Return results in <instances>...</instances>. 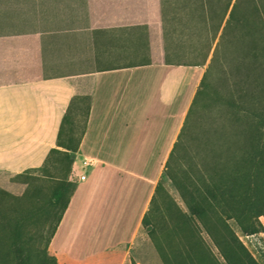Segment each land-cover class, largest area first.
<instances>
[{
  "label": "crops",
  "instance_id": "crops-1",
  "mask_svg": "<svg viewBox=\"0 0 264 264\" xmlns=\"http://www.w3.org/2000/svg\"><path fill=\"white\" fill-rule=\"evenodd\" d=\"M168 2L0 0L4 200L27 191L14 178L67 152L66 116L75 134L85 126L69 152L77 188L48 247L58 264H114L142 229L205 73L166 63Z\"/></svg>",
  "mask_w": 264,
  "mask_h": 264
},
{
  "label": "trees",
  "instance_id": "trees-1",
  "mask_svg": "<svg viewBox=\"0 0 264 264\" xmlns=\"http://www.w3.org/2000/svg\"><path fill=\"white\" fill-rule=\"evenodd\" d=\"M255 1L252 0V2ZM212 3L213 0H201L202 16L206 26L212 21ZM220 3L223 8L220 22L215 31L217 34L225 22L220 38V47L231 45V36L236 31L249 37L248 43L242 47L241 65L239 66L244 67L245 73L240 72L241 68H238L237 60L233 55H228L219 68L221 69L220 75L231 90V95L224 98L219 92L213 91L210 80L213 78V68L219 63V53L218 50L216 51L211 64L203 75L163 174L172 182L189 212V216H187L178 210L181 216L180 224L192 218L196 219L226 264H257L227 223L226 217L234 220L245 235L257 234L262 228L258 219L264 216V7L255 5L250 18L249 15L242 13L244 0H220ZM206 59L207 57L203 61L189 63L181 62L169 51L166 55V63L175 66L204 67ZM209 91L214 92L213 105L223 104L233 117L227 124L216 122L208 128L204 127L203 134L197 137L193 134L195 120L191 122V116L199 107L200 100L209 95ZM242 113L248 114L252 119L247 118L246 122L240 124L239 115ZM73 127L69 117L66 116L58 135V146L65 149L66 153L52 150L41 169L28 171L13 179L15 182L28 185L24 197L18 201L28 199L31 208L29 212L34 213L33 209H35L36 202L39 201L40 191L38 189L30 191L31 181L38 179L37 173L45 178H52L53 173L50 172V166L55 163L56 157H62V160L67 161L68 168L63 172L64 180L59 181L47 201L57 217L48 244H50L77 188V183L69 180L74 163V157L70 156L69 152H77L81 140V138H75ZM181 143L191 151L197 163V168L190 173L176 164L175 151ZM53 170L56 169L53 168ZM162 187V183L159 182L149 211L142 222L143 228L150 226L148 214L153 209L156 196L160 194ZM0 197L10 196L0 191ZM2 208L3 205L0 201V210ZM5 208L8 209V205L4 206ZM33 213L30 214L33 215ZM4 220L3 224L0 223L1 230L4 229L5 232L4 250L12 252V249L15 248L17 258L21 259L20 256L24 253L21 219H17V221L15 219L13 222L12 216H10V218L4 217ZM154 232L155 228L153 227L150 233ZM172 233L179 235V225L175 226ZM46 254L44 252L45 256ZM182 257L181 254L179 258ZM46 258L49 260L39 261L38 264H56L54 258L48 256ZM17 264L30 263L21 260Z\"/></svg>",
  "mask_w": 264,
  "mask_h": 264
},
{
  "label": "rangeland",
  "instance_id": "rangeland-1",
  "mask_svg": "<svg viewBox=\"0 0 264 264\" xmlns=\"http://www.w3.org/2000/svg\"><path fill=\"white\" fill-rule=\"evenodd\" d=\"M255 5L261 8L263 5L264 7V0H256L255 2L244 0L242 6L243 15H249L251 18ZM212 7V21L206 26L202 16L201 0H169L166 22L169 49L171 54L181 62L195 63L203 61L207 57L203 67L204 72L211 64L218 50L219 63L213 68L214 74L210 84L213 91L219 92L222 97L227 98L231 95V90L227 86L225 79L220 75L221 69L219 66L225 62L228 55H233L237 60L238 68H241L240 72L245 73L244 67L239 66L241 65L242 47L245 43H248L249 37L243 36L241 32L236 31L230 39L232 44L220 47V38L225 22L217 34L215 31L221 19L223 6L220 0H213ZM208 93L207 97H203L200 100L199 107L191 116V122L195 120L193 134L197 137L203 134L204 127L208 128L216 122L227 124L233 117L223 104L213 105L214 92L211 93L209 91ZM239 117L240 124L246 122L247 118L252 119L251 116L245 113L240 114ZM76 128L75 138L78 139L84 130V125H77ZM175 157L178 167L180 165L187 172L190 173L197 168V163L191 151L184 144L181 143L176 148ZM56 159L55 163L50 166V172L53 173L52 178H45L37 173L38 179L31 181L30 191L32 192L34 189L40 191L39 201L36 202L35 209H33L34 213L29 212L31 208L28 199L16 200L13 204L5 201L4 197H0L1 205H3L0 210V223L3 224L5 222L4 217L10 218L12 216L13 222L15 219L16 221L21 219L20 223L23 225L21 232L22 246L24 249L23 255L20 256L21 259L17 258L15 248L12 249V252L11 250L5 251V232L4 229L1 230L0 228V264H17L21 260H26L30 264H38L39 261H48L49 259L46 256L56 260L48 252V242L57 217H55V211L50 208L47 201L56 186H58L59 181L64 180L63 172L68 168L67 161L62 160V157H56ZM60 159L61 161H58ZM53 168L56 170H53ZM70 181L77 183L75 178ZM159 182L162 183L163 187L160 194L156 196L153 209L148 214L150 226L148 228H143L142 226L139 235L129 248H124L125 250L115 254L117 261L114 264H226L210 237L204 232L196 219L192 218L180 224L181 216L178 210L187 216H189V212L176 188L164 174ZM6 205H8V209H4ZM30 213H33V215ZM258 220L262 225L259 233L245 235L234 220L226 217L227 223L248 254L257 264H264V216L259 217ZM178 225L180 233L176 235L172 233V230ZM153 227L155 232L151 234ZM44 252L47 253L46 256ZM181 254L183 257L179 258ZM124 258L125 262L123 263L122 260ZM56 264H58L57 260Z\"/></svg>",
  "mask_w": 264,
  "mask_h": 264
},
{
  "label": "built area",
  "instance_id": "built-area-1",
  "mask_svg": "<svg viewBox=\"0 0 264 264\" xmlns=\"http://www.w3.org/2000/svg\"><path fill=\"white\" fill-rule=\"evenodd\" d=\"M85 179V177H82V180H84Z\"/></svg>",
  "mask_w": 264,
  "mask_h": 264
}]
</instances>
